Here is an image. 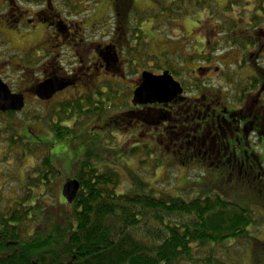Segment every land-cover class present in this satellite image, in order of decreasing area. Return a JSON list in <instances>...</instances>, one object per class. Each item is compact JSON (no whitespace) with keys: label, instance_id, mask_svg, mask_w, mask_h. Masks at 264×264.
I'll return each instance as SVG.
<instances>
[{"label":"rangeland","instance_id":"rangeland-1","mask_svg":"<svg viewBox=\"0 0 264 264\" xmlns=\"http://www.w3.org/2000/svg\"><path fill=\"white\" fill-rule=\"evenodd\" d=\"M17 1L20 2L21 9L16 8L13 0H0V78L14 93L26 94L27 101L24 110L17 113V115L0 113V136L8 137L10 133L15 132L18 135H28L26 141L31 144H51L52 158L62 174L60 173V178L56 180L53 190L46 192L42 198L46 207L50 204L49 209L47 208L50 211L43 220L45 225H52L59 218L56 203H59V199L63 198L61 196L63 187L67 178L70 179V172L67 177L66 171H69L68 169L72 167L76 157L83 150L81 148L78 153H73L69 147L73 148V145H81L83 139H87L84 144H90L96 138L100 139L98 133H102V131L104 138L101 137V147H99L98 155H101L103 162L105 160L114 161L113 155L116 154H113V152L118 154V147L121 148V152L126 149L127 155L131 154L132 147L133 150L138 151L136 157L129 156L130 159L126 162L115 163L118 166L117 168L122 170L126 189L131 186L132 176L129 174L134 172L144 178L150 188L153 187L159 192L170 195L182 194L186 198L188 197V200H192L191 197H197V193H201L200 190L210 192L216 189L223 191V170H216V168H221L218 165H213L214 156L206 157L204 155V152L210 154L208 140L201 142V146H198L197 142L196 146H193V144L189 146L188 140L192 134L188 130L180 137L173 136L171 130H167L164 139L160 135V131H154L153 126L150 124L137 129L132 127V124L130 125L131 122H135V118L129 113L132 110L131 100L135 92L132 85L140 79L143 71L162 73L167 59H169L168 57L170 55L177 56L174 68L179 72L178 81L187 83L188 92L186 96L190 99H199V104H207L203 98L206 95L207 102L210 103V100H212L215 103L223 104V75L226 72L223 68V62L228 64L230 60H236V54L240 51H238L239 48L232 49L230 46L225 45H223V51H221L218 42L222 37L214 33V28L229 20L230 17L236 18V20L245 18L247 13L245 10H252V13L258 10L255 12V16L264 28V12H261L260 6L257 9V6L253 4H246V1L249 0H236V9L230 12L226 8V1L229 0H207L210 10L189 17L187 15H177L170 22V20H167L169 18L168 13L162 14V8L168 7L173 0H131L133 2L132 9H134L133 15L137 19L138 16H141L147 23H131L134 30L126 34L125 50L123 51V58L125 62H128V65H125L127 67L126 79L118 77L116 82L98 83V80L102 78L96 80L91 76L92 74L87 75L88 77L85 76L87 70L80 68L81 64H78V57H89L88 50H90L92 42L103 43L107 40L109 30H106L104 24H101L107 15L109 16L106 18L108 21L114 23L116 19L112 0H53L56 5L54 11L59 12L58 15L60 14L65 21L64 26H68L72 34L71 37L64 39V48L58 62L64 68L65 74H73L72 78L77 79L78 82L81 78L84 81L88 80L87 84L92 86V89H88L86 85H81L83 81H80L75 88L72 87L52 101L44 103L30 97L28 86L33 77L38 79L41 76L37 72L40 70V66L45 63V60L56 55L55 51L57 50L53 48L55 45L54 40L47 35L48 32H51V29H46L44 28L45 25L41 24V21H47L49 13L39 16L32 24L23 23L16 32L13 29V24L19 14L28 10L38 12L40 7L45 4L43 0ZM248 18L249 16L244 20ZM99 24L100 28L98 27ZM77 26L82 30L75 33ZM139 26H142L141 28L146 31L145 36L135 29ZM33 29L37 32L34 33ZM216 30L219 32L220 29ZM258 30L259 37L263 38L260 42L262 45L264 44L262 35L264 29L263 31L262 29ZM136 34H139V37L141 36L140 39L136 38ZM81 38L83 41H80ZM143 41L147 43L146 47H144ZM39 45L47 48L49 52L46 53V57L35 58V74L29 73V71L24 70V67L27 66L25 65L26 61L30 58V61L33 62L34 59L27 57L28 52ZM214 45H218L215 47L218 49L216 52L211 51V47ZM96 46L94 45V49ZM129 46L132 48H129ZM134 49L139 55L136 62L131 61L133 55L129 53L130 50ZM248 52L254 53V50L250 48ZM200 53L206 54L210 61L202 58ZM225 57L227 58L224 60ZM84 60L86 63L91 62L87 59ZM263 61L264 58L258 62L261 68H264ZM21 67L23 69L20 70ZM203 67L210 69L207 73L202 74L200 69ZM217 68H219V71ZM247 70H249V67H247ZM195 84H199L203 91L200 92L201 90L197 89L192 93L191 90L195 88ZM115 95L118 99H107V97ZM88 100L92 101L90 106ZM79 101L82 102V105ZM77 103L81 106V109H75L73 105ZM103 103L106 104L102 105ZM68 106L70 108H67ZM152 115L156 116V114L148 113L143 118L152 121L154 119ZM36 117H44V120H36ZM50 120L59 125L66 124L71 127L69 132L73 136H78V140L73 144L70 137L64 140L60 139L61 141L56 139V134L51 132L49 126ZM12 128H15L14 132H11ZM170 134L172 135V141H166V137L170 138ZM133 136L137 138H133ZM3 140L5 138H0V207L8 204V200L23 195L21 185L25 183L26 175L31 171L29 168L35 165L33 156L21 157L22 150L20 147H11L8 142ZM151 140L152 143L156 142V147L153 150L151 148L152 154L155 153L157 157L163 160V162L160 161L157 164L158 166H156V160H149L146 155V150L149 147L138 145L140 148L135 147L138 143H142V145L149 144ZM180 141L182 142L181 145ZM193 147H197V150L194 151ZM159 151L165 155L160 156ZM198 151L202 152L198 154ZM42 153L44 154V152ZM36 161L40 163V159ZM201 173L207 175L209 182L200 178ZM201 183L209 184L201 185ZM41 192L39 191L37 195ZM230 196L233 199L237 197L236 201L242 206L253 205L256 202L245 191L232 192ZM62 205L65 206V204L60 206ZM227 252L228 256L226 255ZM216 253L225 264L230 262L231 264H264V216H260L255 220L248 235L236 239L228 247H223L222 251L217 249ZM198 258L199 255H196V263L190 261L186 264H198Z\"/></svg>","mask_w":264,"mask_h":264},{"label":"trees","instance_id":"trees-1","mask_svg":"<svg viewBox=\"0 0 264 264\" xmlns=\"http://www.w3.org/2000/svg\"><path fill=\"white\" fill-rule=\"evenodd\" d=\"M226 2V8L235 11L236 0ZM246 4H253L257 9L260 6L264 12V0H249ZM206 10H210L207 0H173L168 7L162 8V14L167 12V20L171 22L177 15L189 17ZM251 11L245 10V18L249 16L247 20L230 17L214 28V33L222 37L218 42L221 51L223 45L247 50L250 49L248 46H255L252 32L264 28L255 16L258 10ZM216 29H220L219 32ZM143 43L146 47L147 43ZM217 46L211 47V51H218ZM129 53L133 55L131 61L136 62L139 55L135 49ZM201 55L210 61L206 54ZM168 58L163 69L178 80L179 72L174 68L177 56ZM181 83L187 90V83ZM88 101L90 106L92 101ZM79 103L82 105L81 101ZM73 106L81 109L78 103ZM5 114L17 115L16 112ZM35 119L44 120V117ZM49 122L51 132L59 141L70 137L74 144L78 140V136L69 132L71 127L68 125ZM14 129H10L11 132ZM98 135L100 139L96 138L90 144H84L87 139H83L81 145L69 147L73 153L83 149L66 171V176L70 172V179L79 181L81 188L73 203L61 194L63 198L56 203L59 218L52 225H45L43 221L50 211L47 210L50 204L46 207L42 198L53 190L62 172L52 158L51 144H31L26 141L28 135L15 132L8 137L0 136L11 147H20L21 157L33 156L35 160L21 185L23 195L0 207V264H186L196 263V255H199L198 264H225L216 250L222 251L223 247L249 234L255 223L253 211L205 190H200L202 193L191 197L192 200L182 194H165L150 188L144 178L134 172L129 174L131 186L126 189L122 170L115 163H124L129 156L136 157L138 151L132 147L131 154L127 155L126 149L121 152L118 147L119 153L113 152L116 154L114 161L103 162L98 155L103 131ZM155 143L151 140L149 144L138 143L135 147H149L146 155L149 160H156L158 166L163 160L151 152ZM159 152L160 156L164 154ZM39 191L42 192L37 195Z\"/></svg>","mask_w":264,"mask_h":264},{"label":"flooded vegetation","instance_id":"flooded-vegetation-1","mask_svg":"<svg viewBox=\"0 0 264 264\" xmlns=\"http://www.w3.org/2000/svg\"><path fill=\"white\" fill-rule=\"evenodd\" d=\"M43 1L45 4L40 7L38 12L32 10L25 11L19 14L13 24V29L18 32L17 29L23 23L32 24L39 16L49 13L47 21H41V24L45 25L44 28L51 29V32H48L47 35L50 39L54 40L52 41L55 44L53 48L57 50L55 51L56 55L51 59L45 60V63L40 66V70L37 72L41 76L38 79H34L33 77L28 86L30 97L39 102L44 101L38 99L36 95L37 88L50 79H60L70 83V86L66 90L56 94L53 99L68 89L75 88L80 81H83L81 85H86L88 89H92V86L87 84L88 80L84 81L81 78L78 82L77 79L72 78L73 74H65L64 68L59 64L58 60H60L61 51L64 48V39L71 37L72 34L68 26H64L65 21L60 14L58 15L59 12L54 11L56 9L55 2L53 0ZM13 2L17 9H21L19 1L13 0ZM112 2L116 19L114 23L108 21V19L106 20L109 17L107 15L101 24H104V28L109 30L107 40L103 41V43L92 42L90 50H88L89 57L87 58H83L77 54V57L79 56L78 64H81L80 68L87 70V74L84 75L89 76L92 74L91 76L96 80L102 78L98 80V83L116 82L118 77L126 79L127 67L125 65H128V62H125L123 58L126 34L134 30L131 23H147L141 16H138L137 19L133 15L134 9H132L133 2L131 0H112ZM142 26L135 29L145 36L146 31L141 28ZM98 27H101L100 24ZM91 28L93 29V27ZM81 30L77 26L75 33ZM258 31L253 30L252 32L255 46H248L254 50V53H249L247 49L239 48L238 51L240 53L236 54V60H230L228 64L223 62V68L226 71L225 75H223V104L215 103L212 100L209 103L207 102L206 95L203 96V94L202 96L207 104H199V99H190L186 96L188 91L181 83L184 93L173 102L134 106L131 100L132 110L129 111L130 115H133L132 117L135 118V122H131L130 125L132 124L131 126L136 129L150 124L153 126L154 131H160V135L164 139L167 134L165 132H168L167 130H171V134L175 137L184 135L188 130L192 134L188 140L189 146L191 144L196 146V142L198 146H201V142L208 140L210 154L209 152H204V155L206 157L210 155L214 156L212 160V163L214 162L213 165H218L221 168H216V170H223V191L215 189L210 192H214L223 200L240 207L242 205L236 201L237 197L233 199L230 196L231 193L245 191L247 194H250L255 199V204L249 205L250 207L248 205L242 207H249L253 211L254 220L260 216H264V68L259 67L258 63L259 60L264 58V44H260L263 38L259 37ZM33 32L37 31L34 30ZM262 35L264 37V31ZM140 37L139 34H136V38L140 39ZM80 41H83L82 38ZM94 45H97L95 49ZM129 48L132 47L129 46ZM48 52L47 48L39 45L28 52L29 55L27 57L33 58V62L29 58L26 64L24 63L27 66L22 67H24L25 71L34 73L36 71L35 58L46 57L45 55ZM84 59L91 62L86 63ZM22 67L19 69H23ZM247 67H249V70H247ZM209 69L203 67L200 71L203 74L207 73ZM217 70L219 71V68ZM145 72L148 71H143L140 79L133 83L132 87H134V91L140 86L142 74ZM150 73L154 75L162 74ZM94 79L92 80L94 81ZM197 89H200V92L203 91L199 84H195V88L191 92L194 93ZM20 94L24 96L26 103V94ZM148 113L156 114L155 117L152 115L154 117L152 121L143 118ZM115 123L117 124V122ZM138 124L141 125L139 126ZM169 137H166V141H172V135ZM181 143L180 141V145ZM196 148L193 147L194 151L197 150ZM199 152L201 153L202 151H198V154ZM199 176L201 179L208 181L206 174L201 173ZM203 184L209 183H201V185Z\"/></svg>","mask_w":264,"mask_h":264},{"label":"water","instance_id":"water-1","mask_svg":"<svg viewBox=\"0 0 264 264\" xmlns=\"http://www.w3.org/2000/svg\"><path fill=\"white\" fill-rule=\"evenodd\" d=\"M70 86L69 82L60 79H50L37 88L36 95L41 101H50L57 93ZM184 89L180 82L174 79L169 71L161 75L150 72L142 74V82L135 90L132 103L134 106L170 103L183 95ZM25 108V98L13 93L9 86L0 78V112H22ZM81 185L77 180L68 181L62 190L63 196L73 203L79 195Z\"/></svg>","mask_w":264,"mask_h":264}]
</instances>
